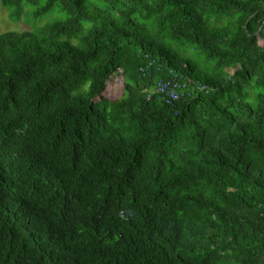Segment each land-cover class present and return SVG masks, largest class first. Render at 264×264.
<instances>
[{"label":"trees","instance_id":"1","mask_svg":"<svg viewBox=\"0 0 264 264\" xmlns=\"http://www.w3.org/2000/svg\"><path fill=\"white\" fill-rule=\"evenodd\" d=\"M0 1V264H264V0Z\"/></svg>","mask_w":264,"mask_h":264},{"label":"rangeland","instance_id":"2","mask_svg":"<svg viewBox=\"0 0 264 264\" xmlns=\"http://www.w3.org/2000/svg\"><path fill=\"white\" fill-rule=\"evenodd\" d=\"M50 19L49 15L42 18L41 22H48ZM40 19H31L29 15L23 17L21 21L16 22L13 21V19L9 16L8 9L1 3L0 1V35L6 32H33L36 27L39 26ZM190 55V54H187ZM197 60L200 61L203 64L207 65H215L217 64L218 59L209 60L206 55H203L202 53L196 55ZM123 92V76L121 74L114 75L109 81L106 86L105 91L102 95H100L95 102H99L101 100H110L114 101L118 99Z\"/></svg>","mask_w":264,"mask_h":264},{"label":"built area","instance_id":"3","mask_svg":"<svg viewBox=\"0 0 264 264\" xmlns=\"http://www.w3.org/2000/svg\"><path fill=\"white\" fill-rule=\"evenodd\" d=\"M177 84L175 83H166L163 84L162 86H159V92L160 93H167V95H169L170 97L174 98L175 96H177Z\"/></svg>","mask_w":264,"mask_h":264}]
</instances>
